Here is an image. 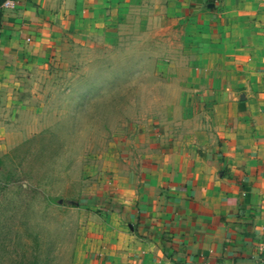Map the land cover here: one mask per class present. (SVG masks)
I'll return each mask as SVG.
<instances>
[{"label": "crops", "instance_id": "1", "mask_svg": "<svg viewBox=\"0 0 264 264\" xmlns=\"http://www.w3.org/2000/svg\"><path fill=\"white\" fill-rule=\"evenodd\" d=\"M12 1L0 94L66 36L114 43L138 12L159 62L160 112L100 169L73 264H264V0Z\"/></svg>", "mask_w": 264, "mask_h": 264}, {"label": "rangeland", "instance_id": "2", "mask_svg": "<svg viewBox=\"0 0 264 264\" xmlns=\"http://www.w3.org/2000/svg\"><path fill=\"white\" fill-rule=\"evenodd\" d=\"M141 17L114 43L66 36L47 67L2 88L0 264L74 263L100 169L129 127L160 112L159 62L145 59L153 47Z\"/></svg>", "mask_w": 264, "mask_h": 264}, {"label": "built area", "instance_id": "3", "mask_svg": "<svg viewBox=\"0 0 264 264\" xmlns=\"http://www.w3.org/2000/svg\"><path fill=\"white\" fill-rule=\"evenodd\" d=\"M3 10H8L14 8V3L12 0H5L0 7ZM260 253H261V258L262 261L264 262V244L260 246Z\"/></svg>", "mask_w": 264, "mask_h": 264}, {"label": "trees", "instance_id": "4", "mask_svg": "<svg viewBox=\"0 0 264 264\" xmlns=\"http://www.w3.org/2000/svg\"><path fill=\"white\" fill-rule=\"evenodd\" d=\"M5 0H0V7L1 4L4 2ZM1 21H2V9L0 8V28H1Z\"/></svg>", "mask_w": 264, "mask_h": 264}]
</instances>
